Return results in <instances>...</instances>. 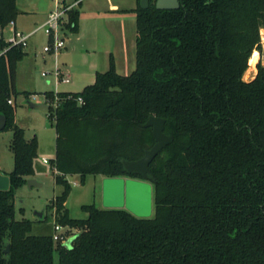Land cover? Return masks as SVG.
Instances as JSON below:
<instances>
[{
	"label": "trees",
	"instance_id": "obj_1",
	"mask_svg": "<svg viewBox=\"0 0 264 264\" xmlns=\"http://www.w3.org/2000/svg\"><path fill=\"white\" fill-rule=\"evenodd\" d=\"M140 2L131 10V74H119L111 60L80 92L44 93L56 131L55 181L64 188L51 207L58 224L78 231L69 244L34 235L31 220L16 219V190L35 175L38 140L26 138L8 103L18 95L25 48L0 56V114L14 154L10 187L0 190V264H264V64L244 79L262 50L264 0H179L174 10ZM67 13L63 29L76 32L80 12ZM18 15L17 0H0V29ZM6 46L1 37L0 50ZM151 115L165 119L171 142L148 174L129 173L123 162L155 144L145 126ZM69 175L82 184L88 175L150 182L153 214L90 204L81 207L86 218H72Z\"/></svg>",
	"mask_w": 264,
	"mask_h": 264
},
{
	"label": "rangeland",
	"instance_id": "obj_2",
	"mask_svg": "<svg viewBox=\"0 0 264 264\" xmlns=\"http://www.w3.org/2000/svg\"><path fill=\"white\" fill-rule=\"evenodd\" d=\"M30 0H19V5L23 13ZM76 2L77 0H67V2ZM85 1L84 4H97L99 12L102 16L109 18L97 22L94 20L84 21L83 28L88 36L89 41L99 42L102 44H109L111 46V53L116 56L118 61L117 72L121 75L131 74L136 67V46L134 39L137 36V26L135 19L129 17L125 21H117L118 15L113 16L107 9L106 0H79ZM120 3L122 8L129 7L134 4L135 0H114ZM76 9H79L76 8ZM40 19L32 15L17 16V23L19 25L25 24L27 27L36 28L40 23L36 24L34 21ZM99 27L101 33L99 38H94L93 33L95 28ZM106 28V32L104 31ZM97 31V30H96ZM11 35L10 26L4 30H0V38H8ZM70 36H65V41ZM67 39V40H66ZM262 50H256L259 53L258 62L252 70L256 71L257 64L261 61L264 64V28L261 30ZM104 41V43H103ZM68 43V42H67ZM84 43H86L84 41ZM48 44V36L44 30L37 31L25 47L28 53L25 58L18 62L16 69L15 89L18 95H12L14 101L13 106L16 109L15 123L24 129L27 139L36 137L38 140L37 157L34 159L35 175L32 178L42 183V187L29 188L28 185H23L16 190L15 208L16 219L26 218L33 222L32 234L34 235H53L54 227L57 223L54 208L51 207L52 202L57 196L63 192V186L58 185L55 181V169L52 166V160L56 154V131L49 116L37 109L30 108L27 104V98L23 92L30 93V100L34 102L43 101V95L48 91H56L55 76L53 70L55 69L53 61L55 59V52H45L44 47ZM87 45L89 42L86 43ZM105 47V46H102ZM83 50V49H82ZM98 58H104L101 54H97ZM62 59V57L60 58ZM108 60V59H107ZM76 64L80 63L79 59L74 60ZM110 61V60H109ZM77 66H80L78 64ZM252 66L244 74L245 80H250L252 75L247 77V73ZM80 68H78L79 70ZM103 69V70H102ZM105 68H100L99 72H105ZM81 70V69H80ZM46 73V76L42 74ZM73 83L60 84L61 91H82L77 81ZM94 83V82H93ZM36 94V97H32ZM13 138L12 130L0 131V172L8 175L14 168V154L10 148ZM43 157L48 159V163L43 162ZM68 180L72 184V191L66 201V208L72 218L84 219L87 213L81 207L83 205L95 204L99 208H104L102 197V182L101 175H88L84 184L80 181L79 175H69ZM23 209V212L21 211ZM42 213V217L39 216ZM61 232L64 233V238H74V234L78 233L75 229L64 227ZM57 258V254L55 255Z\"/></svg>",
	"mask_w": 264,
	"mask_h": 264
},
{
	"label": "crops",
	"instance_id": "obj_3",
	"mask_svg": "<svg viewBox=\"0 0 264 264\" xmlns=\"http://www.w3.org/2000/svg\"><path fill=\"white\" fill-rule=\"evenodd\" d=\"M58 1H59V7L61 8L71 6L75 3L73 1L67 2V0H58ZM84 2L85 1H80L78 5L72 8V9H76L79 7L78 10L80 12V15H79L78 30L76 32H71L66 30L64 35L70 37L68 38V40L66 39L67 41L65 48L60 50L59 53L57 54L50 52L55 54V59L53 61L54 67L56 68V66H59L62 70L68 73L71 78V81L69 83H73V80L77 81L78 86L80 85L81 88L80 90H83L84 87L92 84L95 81L96 74L97 72H99L100 68H105L106 70L107 68H110L111 60H113L115 64L116 71L118 67V61L116 59V56L113 53H111V46H109V44H102L101 40H99V42L89 41L88 36L83 28L84 21H89L92 19L97 22L99 21L100 23L102 19L106 21L105 19H109V18L102 16L101 12H99L98 9L99 7L97 4L85 5ZM106 2H107V9L110 11V13H112L113 16L120 15L117 18L118 19L117 21H121V20L125 21L126 19L131 20V18L129 17H133V20L135 19L136 22V13L132 12L131 10H134L137 7L138 0H135L133 5L124 8H122L120 3L117 1L106 0ZM19 4H20L19 0H17V6L19 10H22ZM56 6L57 3L55 0H30L27 3L26 7L23 9L24 10L23 13H20L18 15V18L21 15H32L33 17H39L40 19L36 18L34 23L36 24L40 23V25H42L45 23L49 14L56 8ZM67 18H68V13H66L65 15L64 18L65 21H67ZM14 23L16 29L24 32H30L33 29H35L34 26L30 28L27 27L25 24L19 25L17 23V19L14 21ZM104 31L106 32V28H104ZM100 33L101 31L99 27L95 28L93 37L98 39L99 38L98 35H100ZM49 41L50 38L48 37V42ZM84 41L86 43L89 42V44L87 45L86 43H84ZM134 44L136 46V38L134 39ZM98 53L99 55L101 54V56L104 55L103 56L104 58L102 59L98 58L97 56ZM27 54L28 53L26 52V55ZM61 57L62 59H60ZM76 59H79L80 63L78 64H80V66H77L78 64H76V62L74 61ZM78 68H80L81 70L80 69L78 70ZM256 73H257V69L256 71L253 70L251 74L252 78L255 76ZM55 84H56L55 92H79V91H70V90L61 91V89H59V86L60 84H64V83L58 81L56 78H55ZM40 102H45L44 95H43V101Z\"/></svg>",
	"mask_w": 264,
	"mask_h": 264
},
{
	"label": "water",
	"instance_id": "obj_4",
	"mask_svg": "<svg viewBox=\"0 0 264 264\" xmlns=\"http://www.w3.org/2000/svg\"><path fill=\"white\" fill-rule=\"evenodd\" d=\"M156 8L160 10H174L180 7L179 0H156ZM140 6L143 9L149 7V0H141ZM30 108L37 109L45 114H49L50 105L46 102H34L27 99ZM165 119L151 115L146 127H152L155 144L145 151L143 157L138 160H125L123 162L125 169L129 173H140L146 175L150 171V164L155 157L171 142V136L164 132ZM7 124V117L0 114V131L4 130ZM29 188L42 187L43 184L35 178L27 180ZM10 180L8 175L0 172V190H8ZM102 197L104 208L126 209L132 214L148 218L153 214V186L150 182L132 179L129 177H105L102 182ZM42 213L39 216L42 217ZM71 240L68 242V244ZM9 252V245L5 249Z\"/></svg>",
	"mask_w": 264,
	"mask_h": 264
},
{
	"label": "built area",
	"instance_id": "obj_5",
	"mask_svg": "<svg viewBox=\"0 0 264 264\" xmlns=\"http://www.w3.org/2000/svg\"><path fill=\"white\" fill-rule=\"evenodd\" d=\"M57 3L56 8L49 14L47 20L44 24L36 27L30 32H24L21 30L16 29L14 21H11L8 26H10L11 35L8 38H4L7 42V46L0 50V56L5 54L7 50H9L11 47L14 46H22L26 47L28 45L29 39L39 30H44L46 35L51 39V41L48 42V44L44 47L45 52H55L56 54L59 53L60 50L64 49L66 46L65 41V31H64V24H65V15L68 12V10H71L74 6L79 4V0H77L73 5L68 7H59V1L55 0ZM5 29V28H4ZM0 29V30H4ZM53 74L55 78L63 83H69L71 81L70 75L66 73L64 70H62L59 66H56V68L53 70ZM43 76H46V73L42 74ZM32 97H36V94H33ZM45 99V97H44ZM81 101V99H79ZM45 102L47 100L45 99ZM9 104H13V100H8ZM49 104V103H48ZM50 105V104H49ZM44 163H48L47 158H43ZM64 227L60 224L56 223L54 227V234L53 239L55 242H61L66 243L68 239L64 238V233L61 232V230Z\"/></svg>",
	"mask_w": 264,
	"mask_h": 264
},
{
	"label": "bare ground",
	"instance_id": "obj_6",
	"mask_svg": "<svg viewBox=\"0 0 264 264\" xmlns=\"http://www.w3.org/2000/svg\"><path fill=\"white\" fill-rule=\"evenodd\" d=\"M259 56L260 55H259V53L257 51H255L253 53L252 58H251V63H250V65L252 66V68L249 69V71L247 73V77H249L252 74V72H253L252 69L254 68L255 64L258 62Z\"/></svg>",
	"mask_w": 264,
	"mask_h": 264
}]
</instances>
